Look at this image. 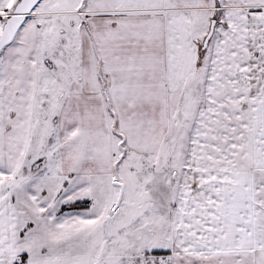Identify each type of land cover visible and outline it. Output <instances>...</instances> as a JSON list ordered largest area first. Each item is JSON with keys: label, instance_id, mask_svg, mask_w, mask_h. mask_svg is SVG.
<instances>
[{"label": "snow or ice", "instance_id": "1", "mask_svg": "<svg viewBox=\"0 0 264 264\" xmlns=\"http://www.w3.org/2000/svg\"><path fill=\"white\" fill-rule=\"evenodd\" d=\"M0 264H264V0H0Z\"/></svg>", "mask_w": 264, "mask_h": 264}]
</instances>
